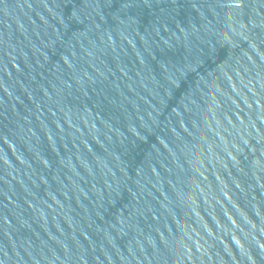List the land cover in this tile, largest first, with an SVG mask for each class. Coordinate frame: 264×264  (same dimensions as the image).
<instances>
[{
  "label": "water",
  "instance_id": "water-1",
  "mask_svg": "<svg viewBox=\"0 0 264 264\" xmlns=\"http://www.w3.org/2000/svg\"><path fill=\"white\" fill-rule=\"evenodd\" d=\"M0 264H264V0H0Z\"/></svg>",
  "mask_w": 264,
  "mask_h": 264
}]
</instances>
